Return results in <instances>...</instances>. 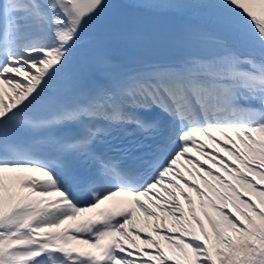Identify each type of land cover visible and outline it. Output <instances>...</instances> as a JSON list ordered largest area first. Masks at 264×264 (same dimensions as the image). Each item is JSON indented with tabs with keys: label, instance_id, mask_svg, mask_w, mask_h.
Here are the masks:
<instances>
[{
	"label": "snow or ice",
	"instance_id": "obj_1",
	"mask_svg": "<svg viewBox=\"0 0 264 264\" xmlns=\"http://www.w3.org/2000/svg\"><path fill=\"white\" fill-rule=\"evenodd\" d=\"M0 264H264V0H0Z\"/></svg>",
	"mask_w": 264,
	"mask_h": 264
},
{
	"label": "bare ground",
	"instance_id": "obj_2",
	"mask_svg": "<svg viewBox=\"0 0 264 264\" xmlns=\"http://www.w3.org/2000/svg\"><path fill=\"white\" fill-rule=\"evenodd\" d=\"M172 22L173 23H180V24L187 23V21H185L183 19H176ZM181 171H183V170H181ZM185 175H186V173H185ZM123 199H124L123 197H116L113 200V202H111V203L107 202L105 205H101V208L97 209L96 211L111 209V208L117 206L118 203ZM181 203H183V200H181ZM94 216H95V213L82 214L80 217H78V219L76 221H68L64 226L71 229V228H74L78 223L84 222L90 218H94Z\"/></svg>",
	"mask_w": 264,
	"mask_h": 264
},
{
	"label": "rangeland",
	"instance_id": "obj_3",
	"mask_svg": "<svg viewBox=\"0 0 264 264\" xmlns=\"http://www.w3.org/2000/svg\"><path fill=\"white\" fill-rule=\"evenodd\" d=\"M177 168H180V169H182V167H181V164H180V165H178V166H177ZM192 195H193V198L195 199V194L193 193ZM198 214H199V210H198ZM138 226H140V225H138Z\"/></svg>",
	"mask_w": 264,
	"mask_h": 264
}]
</instances>
